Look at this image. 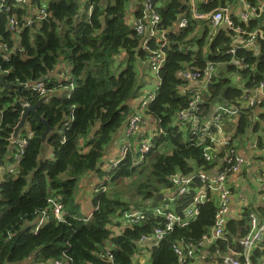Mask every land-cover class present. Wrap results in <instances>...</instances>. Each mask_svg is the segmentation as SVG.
<instances>
[{
	"label": "trees",
	"instance_id": "obj_1",
	"mask_svg": "<svg viewBox=\"0 0 264 264\" xmlns=\"http://www.w3.org/2000/svg\"><path fill=\"white\" fill-rule=\"evenodd\" d=\"M131 1L137 5L135 18L141 19L144 0H4L0 7V74L5 83L17 86L0 84V165L12 161V135L23 104L32 106L47 95L36 112L54 129L42 141L46 126L30 113L18 133L26 139L23 153L15 173H5L0 180V264H178L174 246H198L213 225L216 202L198 204L197 215L186 225H174L159 241L141 245L142 236H151L165 224L154 208L168 203L165 211L184 216L201 187L197 172L214 169L224 150L250 136L264 145V99L247 104L243 98L264 83V41L231 54L240 35L220 23L194 19L185 0H155L161 20L156 25L166 32L167 41L159 83L126 154L106 161L113 136L126 128L135 112L131 100L142 86L137 66L160 48L155 39L142 47L145 37L127 22ZM236 1L210 0L198 10L207 13ZM246 1L255 8L260 5V0ZM231 17L240 30L264 33V14L248 21ZM180 18L186 19L185 27L172 33ZM208 63L216 73L200 93L196 116L207 119L218 104L238 109L236 117L222 116L228 145L220 152L212 150L209 140L198 144L191 126L177 122V114L192 100L189 82L179 71L193 66L202 79ZM39 81L44 94L25 87ZM144 124L155 127L152 134L142 129ZM144 139H149L150 148L139 160ZM206 151L215 159L207 161ZM85 175L99 179L88 216L79 213L75 202ZM174 175L191 177L188 192L176 193L170 180ZM159 193L165 200H155ZM51 200L61 205L62 220L53 216ZM133 211L143 212L145 218L131 225L123 215ZM43 213L48 218L35 229ZM252 213L263 220L264 204L245 205L229 218L223 238L202 248L207 257L230 248L242 253L239 241L250 230ZM239 259L246 263L243 255ZM248 261L264 264V240L255 245Z\"/></svg>",
	"mask_w": 264,
	"mask_h": 264
},
{
	"label": "built area",
	"instance_id": "obj_2",
	"mask_svg": "<svg viewBox=\"0 0 264 264\" xmlns=\"http://www.w3.org/2000/svg\"><path fill=\"white\" fill-rule=\"evenodd\" d=\"M23 1V0H20ZM210 0H185V3L189 7V11L192 17L196 20H206L212 25L220 23L222 28L232 30L239 36L237 45L234 46L229 53L233 54L235 49H248L254 48L256 41L261 39L264 41V33L262 30L257 29L253 31H243L239 27H235L232 21L231 14H234L244 21H248L252 17H259L264 14V0H260V5L257 8L251 6L246 0H237L233 6L227 5L224 7L216 8L210 12L203 13L198 10V7L202 3H207ZM4 0H1L0 7H2ZM136 2L131 1L129 11L127 14V22L138 34H143L145 39L143 40L142 47L147 48L148 40L155 39L156 42L160 43V48L152 51L149 56L148 68L154 69L157 73L160 67L164 63V52L162 47L166 45V32L159 30L157 25L161 20L157 11L154 9L155 0H144L141 8L143 14L141 19H137L134 16L137 10ZM11 28H14V19L9 21ZM32 23L31 20L27 21V25ZM186 19L180 18L177 24L174 26L172 33L177 32L179 29L185 27ZM242 35L246 36L245 38ZM216 70L214 64L208 63L205 69L204 78H201V74L193 66H187L179 71V76L183 80L189 82V92L192 100L189 103V107L185 110H181L177 114V122L182 125H190L191 135L195 137L200 144L206 140L212 143L213 151L220 152V149L228 145L227 134L224 131L222 116L227 114L228 116L236 117L238 109L227 107L222 104L214 106V111L211 116L207 119H199L196 115L200 113L198 106L200 93L206 90L207 85L211 78L215 75ZM63 77V75H61ZM159 81L157 82L154 90L156 91ZM73 85L71 84L70 87ZM26 88H30L34 91H38L40 94L45 93V86L42 81L37 83H29L25 85ZM155 92L152 94L143 95L141 99H134L131 101V105L135 108V112L129 117L127 126L123 130L124 141L119 148L118 155L116 157L122 158L129 146V138L137 135L140 129V123L142 114L145 106L154 98ZM245 103L253 104L259 100L264 99V83H260L251 93H247L243 96ZM23 110L28 104H23ZM234 120V119H233ZM152 124V123H151ZM147 125L150 129V133L155 127ZM25 127V125H24ZM23 127V128H24ZM20 131V130H19ZM18 131V133H19ZM12 135V144H15V150L12 153V161L5 165H0V180L3 174L15 173L16 166L19 163L23 148L26 145V139L18 138ZM14 134V133H13ZM139 160H142L144 154L150 148L149 139L141 140L139 143ZM233 145L224 150L221 156L216 158V165L211 171H199L196 176L199 178L201 187L197 190L194 195L191 206L186 209L184 216H179L171 211H165L169 208V204L154 208V213L159 216H164V226L154 228L151 236H142L140 238L141 245L147 244L152 241H159L163 236L172 228L174 225L184 226L187 222L194 218L197 213V205L204 203L208 200L214 199L216 202V212L214 215V222L210 228L209 233L204 234L201 240L198 242V246L189 247L182 245L174 246V253L177 256L178 264H250L248 261L250 252L256 244L261 243L264 240V219L260 220L254 213L249 216L250 230L244 238L239 241V244L243 247V252L238 253L235 249H228L225 254H221L216 251L207 257V254L202 250L207 244L214 243L215 240L221 239L224 236V230L226 223L231 218L233 212L232 204V185L235 181L239 182L244 179L243 176H252L251 180H254L259 200L264 204V145L259 146L257 137L250 136L245 139L236 149ZM208 149V148H206ZM206 151L204 157L207 161L214 160L213 154ZM117 160H113V165L116 164ZM171 183L177 188L176 193L183 195L189 190V184L191 183L190 176H179L174 175L171 177ZM165 200V199H163ZM172 200V198L170 199ZM52 202V213L57 220H62V208L58 202ZM123 217L125 222L128 224H136L145 218V215L141 211L125 212ZM48 218L46 213L42 214L39 220V224L35 229H38L39 225ZM201 250L196 251V249ZM240 255L246 260V263H242L239 259ZM108 258H111L108 255ZM208 258V259H206ZM55 264H61L55 262Z\"/></svg>",
	"mask_w": 264,
	"mask_h": 264
},
{
	"label": "rangeland",
	"instance_id": "obj_3",
	"mask_svg": "<svg viewBox=\"0 0 264 264\" xmlns=\"http://www.w3.org/2000/svg\"><path fill=\"white\" fill-rule=\"evenodd\" d=\"M148 66H149L148 61L145 63L139 62L137 66L139 73L138 82L141 83L142 86L139 91V94L135 97L136 99H141L143 95L145 96L147 94H152L155 92L154 88L158 82V79L155 76L156 75L155 70L153 68L152 69L148 68ZM66 67L69 68L67 65ZM119 137L120 136L118 135V132L113 136L111 142L113 148L111 149V152H113L117 147V142ZM112 162L113 160L110 163ZM98 180L99 179L97 177L94 176L91 177L90 175H85L84 178L78 184L77 192L75 195V202L78 204V210L82 216H88L91 211L89 200L92 194L93 186L96 182H98ZM241 181L240 183H237L238 184L237 187L242 186V184L247 185V187H249L248 182L246 180L243 182ZM234 191H235L234 193H236L237 189L234 188Z\"/></svg>",
	"mask_w": 264,
	"mask_h": 264
},
{
	"label": "crops",
	"instance_id": "obj_4",
	"mask_svg": "<svg viewBox=\"0 0 264 264\" xmlns=\"http://www.w3.org/2000/svg\"><path fill=\"white\" fill-rule=\"evenodd\" d=\"M149 127L147 125L144 124V128L142 127L143 130H147ZM143 131V132H145ZM118 135L120 136L117 142V147L115 148V150L113 152H111V149L113 148V145L110 146V150L107 154V159L106 161L111 160L112 158H114V156L118 155L119 152V148L121 146V144L124 141L123 138V131H119ZM244 179H242L241 182L243 181H247L248 182V186L242 184V186L237 187V181H235L232 185V204H233V212L231 217L236 216L239 211L242 209L243 206L245 205H253V206H259V205H263V203L259 200L258 197V192H257V187L256 184L254 182V180H251L250 178H252V176L246 175L243 176ZM234 187L237 189V192L234 193Z\"/></svg>",
	"mask_w": 264,
	"mask_h": 264
},
{
	"label": "water",
	"instance_id": "obj_5",
	"mask_svg": "<svg viewBox=\"0 0 264 264\" xmlns=\"http://www.w3.org/2000/svg\"><path fill=\"white\" fill-rule=\"evenodd\" d=\"M47 77H48V75L45 76V77H43L41 80H43V79H45V78H47ZM0 84H1L2 86H4L5 88H8V89L13 88V87H17V86H15V85H13V84L5 83L1 74H0ZM47 98H48V96H47V95H44V96H42V97L38 100V102H37L36 104H34V105H32V106H29V105H28V106H25V107H24V112H23V114H22V116H21V119H20L19 123L17 124V126H16L15 129H14L13 137H16L18 131L24 127V125H25V123H26V119H27V117H28V115H29L30 113H31V114H34V115L36 116V118H38L40 121H42V122L45 124V126H46V129H45V131L43 132V134H42V136H41L42 141L45 140L46 135L48 134L49 131L54 130L53 128L49 127L48 124H47V122H46L42 117H40V116L37 114V112H36L37 107H38L41 103L45 102V101L47 100ZM162 199H163V195H162L161 193H159V194H157V195L155 196V200L158 201V202L162 201Z\"/></svg>",
	"mask_w": 264,
	"mask_h": 264
}]
</instances>
